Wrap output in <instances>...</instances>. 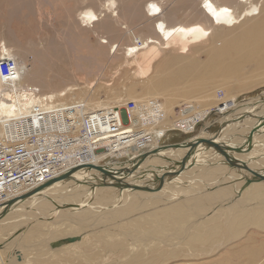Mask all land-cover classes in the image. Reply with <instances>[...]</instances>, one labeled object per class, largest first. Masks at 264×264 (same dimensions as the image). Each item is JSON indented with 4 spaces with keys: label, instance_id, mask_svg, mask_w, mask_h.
<instances>
[{
    "label": "bare ground",
    "instance_id": "obj_1",
    "mask_svg": "<svg viewBox=\"0 0 264 264\" xmlns=\"http://www.w3.org/2000/svg\"><path fill=\"white\" fill-rule=\"evenodd\" d=\"M177 6L187 10L189 22L176 20ZM104 7L106 14L117 10L119 21L137 18L143 23V31L134 38V44L126 47L122 62L123 68H129L132 63L137 67L131 73L132 83L143 88L160 85L164 89L162 93H170L175 100L179 99L174 95L180 89L178 85L183 88L197 73L205 80L216 73L234 75L238 69L255 66L257 60L264 58V0H108ZM105 15L101 17L86 8L78 14L76 24L94 28L107 22L109 16ZM102 41L100 49L108 44ZM114 47L113 53L120 51L115 44ZM94 53L107 55L106 51L95 49ZM198 54L204 57L202 62ZM0 58H11L16 65L15 79L6 82L0 79V142L29 143L33 133L44 155L64 147L68 168L60 175L75 168L69 177L54 180L30 196L16 190L17 193L8 196L13 199L1 200L0 264H24L28 260L52 264L71 257L90 264L94 259H104L103 250L116 254L113 261L104 260V264L168 261L181 264L180 259H199L218 241L221 228L226 231L227 239H237L249 226L264 228V128L258 126L252 131L264 112V107L259 108L264 100L255 97L242 101L232 109L234 114L222 118L219 131L210 134L205 125L187 138L188 143L200 144L179 169L177 163L192 150L190 144L158 147L153 133L146 142L147 128H156V121L126 119L128 110L124 115L118 108L100 103L74 102L82 103L86 112L95 114L90 120V131L96 130L95 122L100 120L110 126H122L128 135L117 145H123L121 149L113 150L112 144H107V150L94 151L70 142L76 135L73 138L64 135L69 123L68 113L63 111L69 104L52 103L55 97L64 100L75 86L39 97L19 88L17 77L23 71L9 55L5 43L0 44ZM259 85L263 86L264 82ZM147 92L149 96L157 94L152 89ZM180 96L189 106L190 110L185 112L190 116L178 122L160 119L162 134L193 133L195 124L212 112L208 106L192 105L194 98L186 99L185 93ZM176 103L177 107L181 100ZM254 105V118L229 123L243 110H253ZM50 106H61L63 110L50 112ZM99 106L102 108L96 109ZM140 126L146 131H140ZM250 133L252 140L247 143ZM91 135L90 140L94 141L96 137L92 132ZM201 142H209L211 146H203ZM146 143L149 149L140 153ZM153 151L156 153L150 155ZM127 152L133 153L127 162L110 161L101 165L108 156L121 157ZM130 160L136 161L135 170L128 175L121 173L116 180L85 168L125 171L131 166ZM116 182L118 186H113ZM8 199L14 201L10 203ZM20 227L22 232L15 235L14 231ZM44 229H48L47 234ZM70 237L77 240L65 242ZM6 238L11 241L6 242ZM32 239H36L33 244ZM77 248L82 251H76ZM87 250L96 252L86 254ZM255 254L248 255V261H254Z\"/></svg>",
    "mask_w": 264,
    "mask_h": 264
},
{
    "label": "rangeland",
    "instance_id": "obj_2",
    "mask_svg": "<svg viewBox=\"0 0 264 264\" xmlns=\"http://www.w3.org/2000/svg\"><path fill=\"white\" fill-rule=\"evenodd\" d=\"M107 1L0 0V44L5 43L9 55L17 61L23 71L20 78L17 77L19 88L33 92L39 97H45L55 95V92L67 86H75V90L67 95L68 97L66 96L64 100L55 97L52 104L61 102V105L70 106L76 101L84 105L100 103L116 107L124 115L130 103H133L132 111L128 110L131 114L129 118L136 120L148 118L158 124L156 128H147V131L142 126L138 127L140 131L147 132L146 142L153 133L154 137H157L158 147L184 142L192 134L201 131L205 125L208 128L206 131L213 134L218 130L222 118L228 115L236 104L255 97L264 100V85H259L264 82V58L257 60L258 64L255 66L250 64L238 69L234 75L216 73L209 80H205L199 73L195 74L183 88L182 85H178L180 89L177 88L174 95L181 100V103L177 107L174 105L179 99H172L170 93H162L164 91L162 86L148 85L144 88L141 85L135 86L132 83L134 78L131 77V73H134L137 67L132 63L129 68H123L122 62L126 47L134 44V38L143 31V23L136 20L137 18L127 22L119 21L117 10L106 14L104 6ZM86 8L93 9L101 17L106 14L109 19L94 28L82 25L79 27L76 24L77 16ZM186 12L187 10L177 6L174 10L176 20L181 23L189 22ZM102 40L107 41L108 44H104L105 48L100 49L99 43L103 42ZM114 44L120 51L113 53ZM94 49L99 52L106 51L107 55H97ZM112 56L115 58L111 59ZM198 57L200 62L204 60L201 54H198ZM149 89L157 94L149 96L147 92ZM183 93L186 99L194 98L192 105L208 106L212 112L204 118V121L202 120L203 122L199 121L195 124L193 133L184 134L174 131L162 134L163 125L160 119L178 122L190 116L185 112L190 110L189 106L182 101L184 100L182 96L179 97V94ZM56 108L60 113L61 106H50L49 111L52 112ZM93 108L88 107V109ZM99 108L102 106L96 107ZM44 112L48 113V111ZM141 148L140 153L147 151L148 143L143 144ZM132 156L131 152L121 157L111 155L101 161V165L110 161L125 163L132 159ZM39 218L38 216L37 219ZM22 230L21 227L16 229L15 235ZM44 230L47 234L48 229ZM226 234L221 228L218 232V241L206 249L199 259L187 261L180 259L179 262L181 264H264V228L249 226L237 239L234 237L227 239ZM34 240L36 241L32 239V244ZM12 250L15 253L16 250ZM76 251L82 250L77 248ZM94 252L96 251L87 250L86 254ZM253 252L258 253L255 254L256 259L252 262L248 261V255ZM102 253L104 259H94L90 264H104V260L107 263L116 258V254L112 251L103 250ZM24 264L35 263L28 260ZM52 264H84V260L71 257L54 261ZM164 264H173V262L168 261Z\"/></svg>",
    "mask_w": 264,
    "mask_h": 264
},
{
    "label": "built area",
    "instance_id": "obj_3",
    "mask_svg": "<svg viewBox=\"0 0 264 264\" xmlns=\"http://www.w3.org/2000/svg\"><path fill=\"white\" fill-rule=\"evenodd\" d=\"M15 74L14 61L11 58H0V79L4 82L11 81L16 78ZM67 107L63 111L68 113L69 128L64 135H67V138H73V134L76 135L74 140H69L70 142H78V145H85L94 151L107 150V144H112L113 150L121 149L123 145H117L125 141L128 135L126 130L121 128L122 126L116 124L110 126L105 120H100L95 122L96 130L90 131V120L95 118V114L86 112L82 103ZM133 108V103H130L128 110L132 111ZM55 111H58V108ZM80 111H82L81 114H79ZM126 117H131L129 111ZM25 131L24 128L26 134ZM91 132L96 137L94 141L90 140ZM31 135L29 143L24 140L11 144L0 142V201L17 193L16 190L18 193L30 192L58 177L64 168H68L66 164L68 155H63V145L62 149L44 155L38 148L39 140L33 133ZM32 147L34 149L30 151Z\"/></svg>",
    "mask_w": 264,
    "mask_h": 264
},
{
    "label": "water",
    "instance_id": "obj_4",
    "mask_svg": "<svg viewBox=\"0 0 264 264\" xmlns=\"http://www.w3.org/2000/svg\"><path fill=\"white\" fill-rule=\"evenodd\" d=\"M230 114H234V110H231L230 112H229ZM248 118H254V115H252V114H248V113H246V114H244V115H240V116H236V117H232L230 120H229V123H231V122H236V123H238V122H240V120L242 121L243 119H248ZM258 119V121H259V123H258V125L252 130V131H254V130H256L257 129V127L258 126H260L261 128H264V113L262 114V116L261 117H259V118H257ZM228 123V122H227ZM222 126V125H221ZM221 126H219V128H218V130L217 131H219L220 130V127ZM216 131V132H217ZM252 133H250L249 134V136L247 137V143H249L251 140H252ZM189 144H190V146H191V148H192V150L181 160V162H179V163H177V165L179 166V169H182L183 167H184V164L188 161V158H189V155L192 153V151L196 148V147H198V144H200L199 142H194V143H188L187 141H184V142H181V143H178V144H168V145H164V146H166V148L167 147H172V148H177V147H183V146H189ZM203 144V146H211V144L209 143V142H201V145ZM163 146V147H164ZM212 147L213 148H216L217 146L216 145H212ZM225 148V147H224ZM226 149H228V148H226ZM230 150V149H229ZM231 151H233V152H235L236 151V149H232ZM156 153V151H153V152H151L150 153V155H153V154H155ZM139 158H142V156H140ZM130 168L128 169V170H125V171H113V170H107L106 168H103V167H94V166H87V167H85V168H93V169H95L96 171H98V172H101L102 174H103V177L104 178H110V179H114V180H116L117 178H118V176H121V173H124L123 175H128V174H130V173H132V171H134L135 170V168L137 167V163H136V161L134 162L133 160H130ZM75 168H73V169H71L70 171H68L67 173H65V174H63V175H60V176H58V177H56V178H54V179H52V180H50V181H48V182H46L45 184H43V185H41V186H39V187H37V188H35V189H33L32 191H30V192H28L27 194H25V196H30V195H32V194H34V193H36V192H38V191H40V190H42V189H44L46 186H48L52 181H54V180H59V179H65V178H67V177H69L70 176V174H71V172H72V170H74ZM178 174V171L177 172H175V174L174 175H177ZM113 186H118V183L116 182L115 184H113ZM14 200H10V201H8V202H10V203H12ZM77 240V238L76 237H70V238H66L65 239V242H69V243H71V242H75Z\"/></svg>",
    "mask_w": 264,
    "mask_h": 264
},
{
    "label": "crops",
    "instance_id": "obj_5",
    "mask_svg": "<svg viewBox=\"0 0 264 264\" xmlns=\"http://www.w3.org/2000/svg\"><path fill=\"white\" fill-rule=\"evenodd\" d=\"M259 105H260V104H259ZM254 107L256 108V105L253 106V110H250V108H247V109L245 108L246 110H243L244 112H243L241 115H244V114H246V113H248V114H253V111L255 112V110H256ZM261 107H264V105H263V106H262V105L259 106V108H261ZM248 109H249V110H248ZM254 109H255V110H254ZM263 111H264V110H263ZM263 113H264V112H263ZM239 116H240V115H239ZM250 119H251V118H248V121H249ZM244 120H246V119H243L242 121H244ZM240 122H241V120H240Z\"/></svg>",
    "mask_w": 264,
    "mask_h": 264
}]
</instances>
